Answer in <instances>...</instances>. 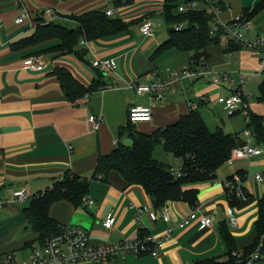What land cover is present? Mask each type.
I'll return each instance as SVG.
<instances>
[{"label":"crops","instance_id":"crops-1","mask_svg":"<svg viewBox=\"0 0 264 264\" xmlns=\"http://www.w3.org/2000/svg\"><path fill=\"white\" fill-rule=\"evenodd\" d=\"M15 1L0 0V201L7 202L0 209V255L12 252L19 259H27L33 249L39 247L38 235L29 227L24 209L30 206L31 197L51 188L68 172L92 182L82 206L77 208L62 200L50 207V217L61 226L83 229L93 245L134 241L149 234L164 241V248L157 258L151 254H130L98 264H197L211 258L225 261L228 246L223 231L232 237L238 252L252 246L257 237L255 224L264 203V180L255 179L259 173L264 178V153L249 159H231L218 169L214 180L189 186L188 189L197 190L195 204L168 202L169 223L161 219L153 221L148 212L140 213L144 207L154 210L151 199L143 187L129 185L119 173H110L106 181L93 180L99 157L116 149L115 141L120 139V129L128 123L130 108L151 105L148 95L137 94L128 84H148L156 76L166 79L195 60L194 52L169 49L158 53L170 38L169 29L167 33L160 31L162 26H157L151 19L154 14L163 15V0H21L36 18L32 26L27 22L16 23L22 9ZM234 1L222 0L225 10L220 18L227 21L247 9L252 26L245 37L249 41L264 37V0ZM47 8L55 11L54 19L44 12ZM109 9H116L112 18L123 20L128 24V30L109 38L81 41L80 55L52 52L49 48L56 42L25 48L15 45L31 37L39 24L54 22L77 26L72 16ZM146 20L155 25L150 37L141 32ZM232 44L226 36L222 37L207 48L206 59L211 71L229 73L230 83L218 86L213 83L212 75L197 80L182 79L166 90L163 100L153 103L152 120L136 124L137 129L139 125H145L141 127L142 131L151 133L174 124L197 109L213 112L210 106H220L216 97L229 96L239 88L249 105L252 94L247 95L244 87L252 77L264 81V76L260 75L262 57L247 46L236 45L238 49L230 51ZM39 51H43L42 54L38 55ZM34 57L44 61L42 71L25 69L26 61ZM229 57L238 63L236 67L229 63ZM162 59L172 61L175 68L162 70L159 65ZM96 60H114L117 67L114 71L104 72L93 66ZM57 68L69 71L90 91L70 100L55 74ZM237 70L248 71L249 78L243 88L239 77L235 79L229 72ZM249 111L252 112L250 105ZM256 113L261 116L262 112ZM222 114L227 115L224 106ZM98 116L103 122L98 131L92 132L89 120ZM204 120L208 122V118ZM233 123V119L222 118V131L243 141V135L237 133ZM255 144L258 145L256 141ZM258 146L264 150V145ZM165 155L160 146L158 159L173 166L165 162ZM178 167L181 168V162ZM237 175L248 177L245 186L250 198L243 203H230L224 182ZM19 192L26 193L28 199L10 203ZM229 210L237 219L236 226L230 222ZM193 211L212 217V225L202 228L198 221H193L185 228H179L180 221ZM111 217L115 218V223L108 229L104 222ZM171 227L173 232L166 237V231Z\"/></svg>","mask_w":264,"mask_h":264},{"label":"trees","instance_id":"trees-1","mask_svg":"<svg viewBox=\"0 0 264 264\" xmlns=\"http://www.w3.org/2000/svg\"><path fill=\"white\" fill-rule=\"evenodd\" d=\"M190 1L193 0H184V4ZM194 1L204 4L203 0ZM163 2V16L169 26L170 38L159 48L158 53L176 49L181 52H194L195 59L202 57L207 59V48L226 36L224 32H219L216 36L211 35V24L214 17L205 10L189 9L187 12H180L177 0H163ZM219 6L221 12L225 10L222 0H219ZM244 13L250 19L247 9ZM71 18L77 23L75 28L45 22L37 26L31 37L15 45L25 48L46 42H56L49 48L52 52L58 55L72 53L80 55L78 46L81 41L109 38L128 30L127 23L107 16L103 11H87ZM178 25H183L182 31H176L175 28ZM232 42L230 51L237 50L239 45ZM42 52L39 51L37 54H42ZM55 74L60 80L64 93L72 101L90 91L65 69L57 68ZM258 100L264 102V81L259 86ZM248 128L252 130L256 143L264 145V117L250 112ZM119 138L114 151L99 157L93 180L106 181L110 173L117 172L129 185L143 187L157 212L168 202L184 201L193 206L197 200V190L188 189V187L214 180L218 169L232 159L234 150L242 143L239 137L228 135L222 130L212 132L202 115L197 112L182 116L174 124L158 128L151 133L139 131L137 126L128 119L126 126L120 129ZM125 138L133 140L131 147L123 144ZM159 146L181 162L179 174L172 173L170 169L173 166L155 157ZM91 182V180L68 172L51 189L31 197V204L24 209V213L29 227L38 235L39 247H42L49 237L61 233L64 228L50 217V207L62 200L72 203L77 208L82 206L89 194ZM255 225L257 237L252 246L238 252L232 237L227 231H223L228 246L226 254L228 259L219 261L211 258L197 264H247V258L257 251L262 256L258 262L263 263L264 203L261 205L259 218Z\"/></svg>","mask_w":264,"mask_h":264},{"label":"built area","instance_id":"built-area-1","mask_svg":"<svg viewBox=\"0 0 264 264\" xmlns=\"http://www.w3.org/2000/svg\"><path fill=\"white\" fill-rule=\"evenodd\" d=\"M204 4L197 1H190L179 7L180 12H187L192 10H205L208 14L212 15L213 21L211 24V35L216 36L219 32L226 33V37L230 41H234L239 46H247L261 55L262 69L260 75L264 76V37H258L256 40L249 41L245 37V33L251 29V21L245 13L237 17L224 21L220 18L221 8L219 0H203ZM15 5L21 7L22 12L16 19L17 24L29 23L31 26L35 23V17L32 16L30 11L24 6L21 0H16ZM46 14L51 15L54 19L55 11L52 8H47L44 11ZM116 9H109L106 14L109 17H114ZM155 25L152 21L146 20L141 26V32L144 36L150 37L154 33ZM176 31H182L183 25L176 26ZM95 68L104 72L114 71L117 67L114 60H96L93 63ZM45 67L44 61L41 57H34L26 61L25 69L33 71H42ZM205 75L213 76V83L222 86V84L230 83L229 73L213 72L209 68L206 59H195L192 64L183 67L181 71L172 72L168 78L161 79L155 77L152 82L148 84H137L130 82L128 87L133 89L139 95H148L151 101L149 106H134L131 107L128 113L129 119L136 125L138 123H147L152 120V105L164 99L166 90L173 84L181 81L182 79L197 80ZM249 76L240 72L239 81L241 86L247 83ZM216 103L224 106L227 115L232 117L238 113L244 115L247 120H250L249 105L244 96L241 88L231 93L229 96H219ZM103 118L92 117L89 120V127L92 132L100 129ZM244 140L234 150L232 159H249L255 156H260L264 150L255 144V137L250 128L244 130ZM118 141H115L117 146ZM172 173L179 174L180 169L172 167ZM102 178L101 176L99 177ZM257 181L262 182L263 176L259 173L255 175ZM248 180L247 176L237 175L224 182V188L230 203L238 201L243 203L249 200L250 195L246 189L245 182ZM52 188V187H51ZM49 188V189H51ZM28 199L24 192H19L14 195L10 203L23 202ZM7 202L0 201V209L4 207ZM91 203H93L91 201ZM140 213L148 212L153 221L158 219L163 220L165 223L171 221V213L167 206L163 207L159 212L153 210L151 207H144L139 210ZM229 219L233 226L237 225V219L232 210H229ZM193 221H198L202 228L212 225L213 218L207 217L203 214H198L193 211L185 217L178 224L179 228H185ZM115 223V218H108L104 222V226L110 229ZM173 232V227L166 231V237H170ZM164 248V241L160 237L153 235L140 236L134 241H124L117 244L110 245H93L91 244L88 234L81 228L64 227L62 232L49 237L42 247L33 249L27 259H19L12 252H7L0 255V264H98L103 261H108L116 257H124L126 255H143L151 254L153 257H159L162 249ZM240 256V255H239ZM262 258L259 251L253 253L247 258V264H260L258 261Z\"/></svg>","mask_w":264,"mask_h":264},{"label":"rangeland","instance_id":"rangeland-1","mask_svg":"<svg viewBox=\"0 0 264 264\" xmlns=\"http://www.w3.org/2000/svg\"><path fill=\"white\" fill-rule=\"evenodd\" d=\"M177 4H178L179 7L182 6V5H185L184 4V0H177ZM230 4H232V3H230ZM163 10H164V6H163ZM138 14H140V13H138ZM137 17H139V16H137ZM151 19L157 26H162V29L161 30L159 29L160 31H163V32L166 31V33L168 32L169 26L166 23V20H165L163 15L154 14ZM62 25L67 26L68 28H75L76 27L75 24L73 25V24H70V23L69 24H62ZM136 32H138V31H136ZM228 61H229V63H231V65H233V67H236L238 65V63L234 62L235 59H233L232 57H229ZM159 65H160V68H162V70H167L168 67L173 68V69L175 68L174 63L172 61H170V60L169 61H164L162 59V61H159ZM228 65H230V64H228ZM240 71H242V73L248 75L247 74L248 71H244V70H237L236 72L229 71V72L232 73L233 77L235 75L234 78L237 79L239 77ZM261 81H262L261 78H253L252 77L251 80L249 81V83L247 84V86L244 87V91L247 93V95H251L252 94V96L248 100L249 105H250V109L252 110V113L257 115L256 112H259V113L262 112L261 116L264 117V102H260L258 100L259 84L261 83ZM218 97H216L215 101L217 100ZM210 109H212L213 112H210L208 110L206 111L203 108L197 109L196 111L198 113H200L201 115H203L204 118H208V122L207 121L206 122L208 123V128H210V130L212 132H216L218 130H222V118H223L226 121H228L229 119H233L234 120L233 124L235 126V130L237 129V133L240 132L239 134L243 135L244 130L247 128L249 121L241 113H238L240 115L236 114L235 116L238 115L237 117H235V116L229 117L226 114H222V106L221 105L219 107L210 106ZM258 109H260V110H258ZM143 126L145 127V125H139L138 129L141 130V132H148V131H142L141 127L143 128ZM224 130H225V132L229 133V131L227 129H224ZM159 147L157 148L156 153H155V157L157 159L159 158V157H157V152L159 150ZM165 154H166L165 155V158H166L165 162H167L169 164H172L176 169H179V167H180V166L178 167V165L180 163L179 160L171 153H166L165 152ZM158 156H160V155H158Z\"/></svg>","mask_w":264,"mask_h":264},{"label":"water","instance_id":"water-1","mask_svg":"<svg viewBox=\"0 0 264 264\" xmlns=\"http://www.w3.org/2000/svg\"><path fill=\"white\" fill-rule=\"evenodd\" d=\"M123 144L127 147H131L133 145V140L131 138H125Z\"/></svg>","mask_w":264,"mask_h":264}]
</instances>
